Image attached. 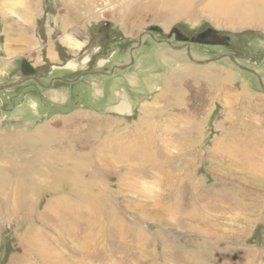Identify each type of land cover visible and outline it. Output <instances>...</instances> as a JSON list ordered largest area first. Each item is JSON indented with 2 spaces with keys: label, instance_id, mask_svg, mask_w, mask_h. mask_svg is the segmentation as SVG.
I'll list each match as a JSON object with an SVG mask.
<instances>
[{
  "label": "rangeland",
  "instance_id": "374dc122",
  "mask_svg": "<svg viewBox=\"0 0 264 264\" xmlns=\"http://www.w3.org/2000/svg\"><path fill=\"white\" fill-rule=\"evenodd\" d=\"M163 3L0 0V87L19 78V59L43 82L76 77L16 88L0 111V138H50L14 140L9 171L0 145V182H40L24 199L0 188V264H264V26H216L208 0L163 24ZM102 27L89 62L68 65ZM173 27L227 43L190 42L186 55L165 41ZM51 149L69 154L59 172L23 169Z\"/></svg>",
  "mask_w": 264,
  "mask_h": 264
},
{
  "label": "bare ground",
  "instance_id": "6f19581e",
  "mask_svg": "<svg viewBox=\"0 0 264 264\" xmlns=\"http://www.w3.org/2000/svg\"><path fill=\"white\" fill-rule=\"evenodd\" d=\"M2 2H3V0H2ZM162 2L167 3L169 6H167L164 3L163 4H164V6L170 8V10L164 9L162 12L159 13V17H161L163 24H166L169 20H174L175 18H179V17H182L183 15L187 14L190 11L192 5L194 4L193 0H169V1L168 0H162ZM206 4H207L206 5V9H207L206 12L209 14V15L207 14L208 19L211 20L216 26H219V27L223 26V27L229 28L231 30L241 28V27H245V26H253V27L264 26V0H208V3H206ZM78 47H80V46H76L75 48H78ZM170 160H168L165 164L168 165V167H169L168 169H170V171L172 172V170L174 169V164H171ZM156 168H157V170H159L161 172H163V170H164L163 165L160 162H158L156 164ZM161 196H162V193H161ZM164 197H162V198H164ZM169 198H167V199L169 200ZM157 205H159V204H157ZM173 211H171V212H173ZM175 212H177V211H175ZM163 215H165V214H163ZM174 217H176V216H174ZM54 260L57 262H60V261L62 262L64 260V257H56ZM68 261H69V264H74L72 262L73 260L70 259Z\"/></svg>",
  "mask_w": 264,
  "mask_h": 264
},
{
  "label": "crops",
  "instance_id": "0c3cea01",
  "mask_svg": "<svg viewBox=\"0 0 264 264\" xmlns=\"http://www.w3.org/2000/svg\"><path fill=\"white\" fill-rule=\"evenodd\" d=\"M15 24H16L15 29L17 32H19L17 34V39H15V40L21 41V38L19 35H21L20 34L21 32L28 31L27 26L25 24L21 23L20 21H17ZM12 30H14V29L12 28ZM54 42H55V40H54ZM54 47H56V46L54 45ZM10 83H11V81L8 84H5V85L0 87V90H3V91H0V93H2L4 91H11L10 93L6 92L4 97L0 99V111H2V112L4 111V108H5V107H3L4 105L10 106L13 103H15V101L19 100V98L15 99L14 98L15 96L12 95V92L16 88L6 89L10 86ZM16 95H18V94H16ZM122 106L123 105L121 104L120 109L123 111L124 106L123 107ZM10 109H12V108H5L6 112H8L7 110L11 111ZM6 120H7L6 118L3 121H2V119H0V121L2 123ZM41 128H42V126H41ZM37 129H38V131L36 132ZM29 135L32 136V138L34 137L33 139H35V137H36V139L43 141V144H45L46 141L50 139V138H46L43 135V131L40 128L34 129L32 133H23V134H18L15 136L11 135L10 137H8L9 135H7V136L0 138V145L3 146V148L5 150V154H6L5 171H7V170L9 171L8 164L11 165V160H12L11 156H12V151L14 149L13 148V146H14L13 141L15 140V145L17 144V146L23 147L22 144H25L27 140L31 141V137L29 138ZM49 142H53V140H51ZM47 155L48 156L50 155V156H49V158L46 159ZM63 156L65 158L66 156H69V154L66 152H61L60 149H51V150H49L48 153H46L45 151L37 152V153H34L32 160H30L28 163L23 164L24 165L23 169L28 170V171H33V172L34 171L40 172V171H46V170L52 171V172H59L60 166H63L62 162H60V160L62 159ZM65 160H66V158H65ZM46 165L49 166V168L46 169L45 168ZM25 166H27V167H25ZM2 170L3 169L1 168L0 171H2ZM36 181L37 180H34V179L14 180L13 178H11V179L6 178L3 182L2 181L0 182V188L5 189L4 193L9 194L10 196L12 195L14 189L18 188L19 190H21V191H19L21 195H19L17 197L24 199L28 195H30L29 189H31L34 186L35 187L39 186L38 184L40 182L38 183V181L37 182ZM47 185L48 186L51 185L53 187H56V186L63 187L61 185V183H58V182L47 183ZM15 191H17V190H15ZM75 213L77 214V212H75ZM89 234H90V236L92 235L91 231Z\"/></svg>",
  "mask_w": 264,
  "mask_h": 264
},
{
  "label": "flooded vegetation",
  "instance_id": "af4514ba",
  "mask_svg": "<svg viewBox=\"0 0 264 264\" xmlns=\"http://www.w3.org/2000/svg\"><path fill=\"white\" fill-rule=\"evenodd\" d=\"M101 29H102V35L99 34V33H101L99 31V33H98L99 37L92 39L91 42L89 43V45L84 46L80 50V52H78L77 54L71 55V58H69L66 61L68 63V65H72V67L78 68L79 66H81L83 64L84 59L86 60V62L87 61L89 62V60H87V58H88L89 54L91 56V52L94 49V47L98 46V44L101 43V41L107 39V37H108V32L105 29V27H102ZM158 30H159L158 28H155V26H152V27H149V29L146 30L145 33H147V34H152L151 32L159 33ZM172 39H174L177 43L182 44V46L180 48L184 49L186 55H188V53H189V47L187 46V43H190V42L191 43L198 42L201 44H210V45H217V44L221 45L222 43L223 44L227 43L226 42L227 38H225L224 36H220L215 30H212L210 28L204 29V30L194 34L193 36L188 37L186 34L182 33L179 29H177L176 27H173L171 29L170 33L168 34V37L165 39V41L169 42ZM222 39H223V42H221ZM73 48H75V47H73ZM129 60L132 62L131 55H129ZM18 63H19V66L16 69V72H17L16 74L20 73V76L18 79L11 81L10 86L6 89L19 88V87H21V89H22V86H26L29 84H31L35 88H40V87L42 88V86L44 87L47 85V89H49L50 86H52L53 83H55V82L71 83V82H73L74 79H76V77L75 78H67L64 76L61 77L60 75H55V76L50 77V78H52L50 81L43 82L44 76L39 74L37 69L31 68L29 66V64L26 61H24L23 59H19ZM114 69H115V67H113L111 71H105L102 73H107L108 75H112ZM81 73H84L86 75L87 74L88 75H94L95 71L88 70V71H83ZM0 91H3V90H0Z\"/></svg>",
  "mask_w": 264,
  "mask_h": 264
},
{
  "label": "water",
  "instance_id": "95a60500",
  "mask_svg": "<svg viewBox=\"0 0 264 264\" xmlns=\"http://www.w3.org/2000/svg\"><path fill=\"white\" fill-rule=\"evenodd\" d=\"M155 28H157V27L155 26Z\"/></svg>",
  "mask_w": 264,
  "mask_h": 264
}]
</instances>
